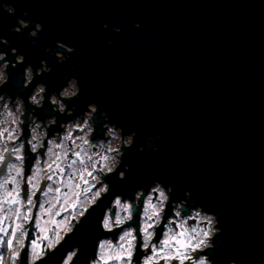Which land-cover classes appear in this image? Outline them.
I'll use <instances>...</instances> for the list:
<instances>
[{
  "label": "water",
  "instance_id": "1",
  "mask_svg": "<svg viewBox=\"0 0 264 264\" xmlns=\"http://www.w3.org/2000/svg\"><path fill=\"white\" fill-rule=\"evenodd\" d=\"M3 4L16 10L0 8V37L10 42L3 51L25 57L17 71L9 65L7 93L22 87L24 67L38 69L42 60L52 68L42 81L49 91L75 77L81 92L72 104L80 112L94 103L126 134L138 132L118 170L127 165V179L112 188L160 181L174 188V200L191 192L190 206L219 216L216 264H264V0ZM18 18L40 23L38 38L14 35ZM57 42L75 49L64 64L54 56ZM78 232L36 264H61L71 244L81 249Z\"/></svg>",
  "mask_w": 264,
  "mask_h": 264
},
{
  "label": "clouds",
  "instance_id": "2",
  "mask_svg": "<svg viewBox=\"0 0 264 264\" xmlns=\"http://www.w3.org/2000/svg\"><path fill=\"white\" fill-rule=\"evenodd\" d=\"M0 8L9 15H15V8L7 4L0 5ZM135 27H139V24ZM26 30L28 38L36 39L43 31V26L36 23L33 28L31 21L18 18L17 26L11 28L14 35ZM113 31L119 33L120 29L114 28ZM0 46V233L8 237L5 241L0 236V249L5 250L0 251V264H19L28 235L26 225L31 221L32 210L36 207L34 198L44 181L50 183L43 191V199L39 205L36 227L41 232L48 231L41 218L49 216L51 219L57 215V204L63 207L79 202L83 209L60 221L61 230L54 233L52 239L45 236L48 249H55L64 240L63 234L73 233V237L78 228L72 224V220L78 221L89 208L95 205V210L105 198L111 196V207L103 210L99 221V230L103 236L96 241L95 254L87 258V264H100V259L105 264L108 260L113 261V264H161L162 261L163 264H216L211 254L215 251L216 238L222 233L218 226L219 216L206 211L202 206H190L191 192L186 191L183 199L174 200V188L170 184L153 181L147 191L144 187L137 188L130 197L112 194L107 178L116 175L120 181L127 179L126 174L130 170L128 166L124 165L123 171L118 170L122 166L125 150L134 145L137 130L126 134L123 128L111 123L108 114L101 112L94 103L87 105V110L78 114L77 107L72 102L80 96L79 81L75 77H65V83L59 91L55 90V85L49 91V86L42 81L45 75L52 73V68L44 60L40 62L38 69L34 70L31 64L24 67L22 87H17L16 90L23 93L31 85V92L26 99L16 92L14 96L9 95L4 91L11 78L9 65L11 70L17 71L19 66L25 64V57L18 54L15 48H11L10 53L4 52L3 48L10 47V42L3 37H0ZM56 47L60 49L54 54L59 64H64L75 52L74 48L62 42H57ZM51 52V48L45 50V54ZM9 54L15 57V62L8 59ZM17 80H21L20 76H17ZM37 80L40 82L32 87L33 81ZM26 111L30 120L27 124L29 136L26 142L30 151L36 154L27 181L25 141L21 139L24 135L23 117ZM39 112H45L46 118L40 119ZM69 116L73 118L68 120ZM97 116L103 121L99 129ZM62 117L65 119L61 120ZM49 129L52 131L51 137ZM98 131L100 135H97ZM94 135L95 140L92 139ZM148 139L151 141L156 138ZM41 149H45L46 158L43 160ZM139 150L143 151V146ZM25 183L28 185L26 199L21 195ZM82 184L88 185L84 193H91V196L85 195L84 200L80 201ZM9 185L12 186L11 190ZM64 189L68 191L64 192ZM169 207L171 216H168ZM113 208L116 209L114 215ZM137 213L138 229L134 223ZM8 220L12 221L11 233L6 224ZM192 221L195 223H190ZM161 226L163 232L156 243L154 241ZM117 229L121 231L115 241L103 238L105 233H112ZM138 244L141 252L150 250V254L139 255ZM64 254L61 264H80V247L73 246L65 250ZM42 258L43 253L37 252L36 247L32 246L28 253V264H36ZM231 264L243 262L233 260Z\"/></svg>",
  "mask_w": 264,
  "mask_h": 264
},
{
  "label": "flooded vegetation",
  "instance_id": "3",
  "mask_svg": "<svg viewBox=\"0 0 264 264\" xmlns=\"http://www.w3.org/2000/svg\"><path fill=\"white\" fill-rule=\"evenodd\" d=\"M62 59V58H61ZM5 91V90H4ZM15 92L17 95H23L26 99L27 95L30 94V92H21L20 90H15L14 92H8L9 95H15ZM71 106V105H70ZM78 110V114L82 113ZM87 110V108H86ZM28 113L26 111L25 116L23 117L25 119V125L24 127V135L21 137L22 140L25 141V155L27 157L26 159V163H25V181H27L28 176L31 175V171H32V166L33 163L36 159V154H33L30 151V147L27 145V138L29 136L28 133V129H27V124L30 123V120L28 119ZM38 115L40 116V119H45L46 118V113L45 112H39ZM55 115V113H54ZM73 117L69 116L67 117L68 120H71ZM65 118H61V120H63ZM59 123V122H58ZM56 129H53V131H55ZM52 135V131L51 129H49V137H51ZM97 135H100L99 131L97 133ZM93 140L96 139L95 135L92 138ZM17 143H19V141H17ZM47 147V142L45 141V148ZM44 151L45 149H41L40 151V155L42 160L45 159L46 157L44 156ZM123 171V170H120ZM91 178H89L90 180ZM108 179V182L112 185L113 182L117 181V176H110ZM50 183V181H44L41 183V190L39 192H37L36 197L34 198L36 200V207L33 208L32 210V219L30 222L27 223L26 227L28 229V235L27 238L25 240V247L21 252L20 255V260H19V264H28V253L29 250L31 249L32 246L36 247L37 252L39 253H43V257H46L49 253H51L52 251H54V249H48L46 247L47 245V240L45 239V236H47L48 239H52L54 233L60 231V224L59 222L64 220L66 217H70L73 216L76 212L78 211H83V209L80 208L79 202L76 204H69V205H65V206H61V204H57V211L58 214L55 215L54 217H52L51 219H49V216H44L41 218L42 223L45 224V227L48 229L47 232H41L37 227H36V222H37V218H38V213H39V205L41 200L43 199L42 193L43 191L46 189L47 184ZM162 183V182H161ZM152 183H142V184H135L132 187H130V189L128 190H118L115 188H112V194H124L126 197H130L132 195V193L140 187H144L145 190L147 191L148 187L151 185ZM87 184H82L81 185V197H80V201H83L85 198V195H87L88 197L91 196V193H84V189L87 187ZM11 185H9V190H11ZM97 187H99V185H97ZM64 192H67V189L63 190ZM93 191H95V189H93ZM27 192H28V185L27 183H25L23 185V190H22V197L26 199L27 196ZM75 199V198H74ZM111 199L112 197L109 196L107 198H105V200L103 201V203L100 204V206L98 208H96L95 210H93V208H95L96 206L94 205L92 208H89L86 212H84L83 216L79 217V220L77 221L76 219L72 220V224L76 225V227L78 228L77 230L78 232V236L76 238V243L77 241H79L80 243H82L81 246V251H82V256H86V258H88L90 255L95 254V250H96V241L101 238L103 236V233L100 232L99 230V221L102 218V214H103V210L106 207H111ZM45 207L47 208L48 205H45ZM116 209L113 208L112 209V213L113 215L115 214ZM168 216H171V209L169 207L168 210ZM167 222V217L165 219V223ZM135 226L137 227V229L139 228V214L137 213L135 220H134ZM190 223H195L194 221L190 222ZM6 224L8 225V232L11 233L12 230V221L8 220L6 221ZM76 229H73V232ZM121 230L117 229L114 230L112 233H105L104 237L105 239L107 238H111L113 241H115L118 238V233ZM163 232V226H161V228L158 230L157 233V238L154 242L158 243L159 242V238L162 235ZM63 234V233H61ZM72 233H68V234H63L64 235V240L71 235ZM0 236H2L4 238V240L6 241L8 239L7 236L4 235V233H0ZM75 241H70L68 242V245H70V243H74ZM72 246H77V244H71ZM70 245V247H71ZM57 247V245H56ZM79 247V246H78ZM0 251H5L4 249H0ZM137 252L139 255H147L150 254V250L148 252H141L140 248H139V244H138V248H137ZM98 259H100L99 257H97ZM43 259V258H42ZM139 259V256L137 257V260ZM41 260V259H39ZM37 260L36 263L39 261ZM84 263L87 264L86 260L84 261ZM71 264V262H70ZM100 264H105V261L103 259H100ZM107 264H113V261L108 260ZM161 264H163V261L161 262Z\"/></svg>",
  "mask_w": 264,
  "mask_h": 264
}]
</instances>
